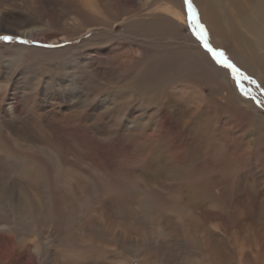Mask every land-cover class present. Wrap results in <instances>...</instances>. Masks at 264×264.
Masks as SVG:
<instances>
[{
	"label": "rangeland",
	"instance_id": "rangeland-1",
	"mask_svg": "<svg viewBox=\"0 0 264 264\" xmlns=\"http://www.w3.org/2000/svg\"><path fill=\"white\" fill-rule=\"evenodd\" d=\"M150 1L0 0V37H14L0 39V181L29 204L0 264H264V65L192 2L209 44L256 81L237 83L184 0L185 19ZM192 44L249 105L188 65ZM178 65L191 81L166 71Z\"/></svg>",
	"mask_w": 264,
	"mask_h": 264
},
{
	"label": "bare ground",
	"instance_id": "bare-ground-1",
	"mask_svg": "<svg viewBox=\"0 0 264 264\" xmlns=\"http://www.w3.org/2000/svg\"><path fill=\"white\" fill-rule=\"evenodd\" d=\"M123 1L131 11L138 9L137 7L140 5L148 9V4L151 3L150 0ZM161 2L165 5H171L167 9L173 12H177V9L182 12L184 11V3L181 0H161ZM192 2L201 13L202 20L207 24L209 23L208 25L211 31L217 33L221 38L229 40L235 52L245 62L255 67L264 65V0H192ZM79 7L84 9V6L81 4ZM183 17L185 19L184 12ZM191 49L193 50V55L198 59L195 62L187 60L189 66L197 68L203 75L207 74L209 77H215V80L223 78L227 81V87H230L225 88V91L229 92L230 95L234 94L236 102L247 105L250 104L249 101L241 97L236 88H233L235 85L232 80L230 81L227 72L222 68L219 69L215 66L216 64L214 65V63H212L213 61L208 56L207 52L194 44L191 45ZM166 71L169 72V75H174L179 79H183V81L185 79L191 81L192 76H190L189 73L185 75L181 65L169 68ZM194 74L193 76H195ZM169 79H171V77ZM166 81L168 80L166 79ZM215 83L219 85L217 81H215ZM164 90L165 89L161 90V92ZM224 96L228 98L226 94H224ZM177 101L178 100L168 98V96L167 98L166 96L163 98V102L168 104L167 107L170 108L177 106ZM196 117L197 116H194V120H196ZM199 118H201V116ZM199 118L195 121V127L197 122L198 125L206 124L203 119L200 120ZM176 121H178V118H176ZM12 182L13 180L7 178L0 181V254L2 257L5 256V248L16 249L17 245L14 236L17 232L26 231V227L29 223V204L27 199L19 197V199H22L21 201L15 204L12 203L14 202L12 199L16 198L13 195V190H11L12 185L10 183ZM25 248L29 249L30 246L26 245ZM21 259L28 261L31 259V256L29 254H23L21 255ZM7 264H10L9 260ZM33 264L35 263L33 262Z\"/></svg>",
	"mask_w": 264,
	"mask_h": 264
},
{
	"label": "snow or ice",
	"instance_id": "snow-or-ice-1",
	"mask_svg": "<svg viewBox=\"0 0 264 264\" xmlns=\"http://www.w3.org/2000/svg\"><path fill=\"white\" fill-rule=\"evenodd\" d=\"M184 2L187 4L188 10H189V14H190L189 19L193 21L192 27H193L194 34L196 35L197 39L201 41L205 50L209 54H211L212 59L215 60L217 64H220L222 67L226 69H230L233 75L235 76L237 83H239L241 79H245V80H248L249 83L255 84L256 81L251 79L248 76H245L244 73L241 72V70L234 63L228 60L224 52L217 51L209 44V41L207 39L206 29L196 19V10L192 5V0H184ZM0 39H3L6 42H12L14 37L12 35H4L3 37H0ZM21 42L27 43V41H21ZM257 87H259V85H257ZM241 91L245 95H248L247 90L244 89L242 86H241Z\"/></svg>",
	"mask_w": 264,
	"mask_h": 264
}]
</instances>
